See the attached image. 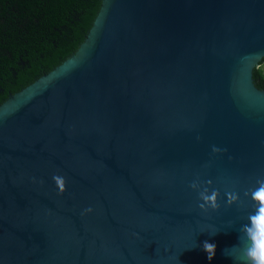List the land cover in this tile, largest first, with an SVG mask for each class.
Wrapping results in <instances>:
<instances>
[{"label": "water", "instance_id": "95a60500", "mask_svg": "<svg viewBox=\"0 0 264 264\" xmlns=\"http://www.w3.org/2000/svg\"><path fill=\"white\" fill-rule=\"evenodd\" d=\"M263 60L264 0H104L78 51L0 106V264H234L264 177Z\"/></svg>", "mask_w": 264, "mask_h": 264}, {"label": "trees", "instance_id": "16d2710c", "mask_svg": "<svg viewBox=\"0 0 264 264\" xmlns=\"http://www.w3.org/2000/svg\"><path fill=\"white\" fill-rule=\"evenodd\" d=\"M103 1L0 0V106L78 51ZM254 80L264 91L258 68Z\"/></svg>", "mask_w": 264, "mask_h": 264}, {"label": "clouds", "instance_id": "9594fccd", "mask_svg": "<svg viewBox=\"0 0 264 264\" xmlns=\"http://www.w3.org/2000/svg\"><path fill=\"white\" fill-rule=\"evenodd\" d=\"M199 139V137L197 138ZM227 149H221L215 145L212 146V153L220 155ZM210 165H206L208 167ZM53 180L63 195L66 191V179L61 175H54ZM212 181L201 182L199 176L194 179L189 187L198 193V207L203 212L209 209L219 211L221 193L218 189L212 188ZM226 203L228 207L241 204V197L237 191L225 190ZM244 195L248 197L252 204V211L246 216V222L242 223L236 231L238 232V242L230 248L224 250V255L231 257L234 264H264V177H257L255 185L245 191ZM92 212L91 208L86 210ZM219 230L209 232L215 236ZM203 251L207 254L209 261L215 258L216 245L209 241H204Z\"/></svg>", "mask_w": 264, "mask_h": 264}, {"label": "rangeland", "instance_id": "374dc122", "mask_svg": "<svg viewBox=\"0 0 264 264\" xmlns=\"http://www.w3.org/2000/svg\"><path fill=\"white\" fill-rule=\"evenodd\" d=\"M258 69H260L264 73V66H259Z\"/></svg>", "mask_w": 264, "mask_h": 264}]
</instances>
